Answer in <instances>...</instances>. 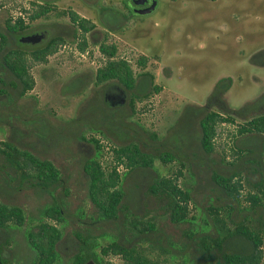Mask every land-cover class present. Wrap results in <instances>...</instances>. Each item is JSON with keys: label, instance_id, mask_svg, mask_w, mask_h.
I'll use <instances>...</instances> for the list:
<instances>
[{"label": "rangeland", "instance_id": "rangeland-1", "mask_svg": "<svg viewBox=\"0 0 264 264\" xmlns=\"http://www.w3.org/2000/svg\"><path fill=\"white\" fill-rule=\"evenodd\" d=\"M46 1L52 6L50 10L29 20L27 14L43 0H0V29L6 17L22 14L30 29L39 26L51 36L57 26L58 29H67V11L72 9L94 23L96 34L100 31L106 34V44L114 45V58L127 61L133 74L137 75L141 68L149 71L156 90L149 87L148 93L135 97L130 112L127 103L119 102V122L113 119L115 125L120 124L119 128L113 130L100 124L94 128L76 119L83 114L94 119L99 116V106L95 105L101 92L99 85L90 81L86 84L94 68L104 64V56L98 48L88 41L83 50L78 49L76 41L80 36L77 35L78 38L72 41L66 40L68 38L63 40L43 61L26 56L25 64L32 86L22 95L11 99L8 94L0 93V142L10 140L17 148L50 160L58 169L66 190L62 192L60 187L40 189L27 182L17 184L14 173L0 157V201L19 206L24 217L22 224L8 221L4 228L8 241L1 253L6 261L4 264H31L35 252L26 240V231L31 230L40 219L47 220L42 216V210L53 198L61 202L66 216L57 225L61 229V238L52 264H69V253L74 250L71 241L73 230H88L93 224H98L92 223L90 218L94 213L87 200L82 160L91 156L104 169H109L116 163L113 148L128 140L136 141L132 135L134 128L142 134L145 142H151L145 148L137 142L143 150L157 152V143L158 150L166 149L164 142L169 137L182 149L190 148L197 134L194 121L200 115L199 107L209 106L206 98L219 78H227H223L219 84L228 86L216 101L213 100L215 98L208 101L212 105L209 107L216 110L221 100L234 110L244 105L246 108L240 115L233 109L217 111L211 137L212 148L206 154L205 164L210 162V167L217 171L230 168V163L248 165V168L258 166L259 170H264V132L236 133L238 124L252 113L264 111V0H154L153 8L144 13L132 9L133 0ZM102 22L112 29H106ZM139 56L145 57L141 68L136 63ZM73 77H79L85 83L78 92H66L64 85ZM138 89L135 88V91L138 92ZM101 99L107 102L102 92ZM7 102L9 110L4 107ZM109 104L115 106L116 102L111 104L108 101ZM226 117L230 119L225 120ZM48 130L52 136H47ZM151 133L155 134L154 138L149 136ZM193 146H197L196 143ZM195 149V154L200 152L198 148ZM239 149L245 151L244 156L238 155L242 153ZM245 156L254 157H247L241 163ZM186 157L183 160L174 157L171 161L163 162L155 156L151 168H139L127 173L123 164L116 166L124 190L123 204L128 203L133 195L144 196L145 206L155 214L154 220L162 241H171L174 247L182 242L181 231L186 227L192 232L210 228L209 222L205 221L204 207L212 203L213 195L204 192L205 195H195L196 199L190 198L186 221L170 223L166 214L157 212V207H153L149 199L146 200L145 185L151 180L149 176L156 173L175 178L176 184L189 189L191 194L199 190L196 180L207 182V166H200L203 170L196 169L188 162L189 156ZM141 170L146 175L138 174ZM249 177L253 178L254 175ZM234 178H238L240 183L238 207L248 210L250 203L245 197L247 192L260 195L264 189L257 190L251 178L246 182L244 172L240 171ZM138 203L136 211L141 213L146 207ZM225 210L226 206L221 207L218 216L225 219ZM247 222L251 226L261 224L253 215H247ZM101 226L105 227L106 232L95 238L93 247V253L98 256L99 247L113 238L109 233L111 230L106 229V223ZM263 226L257 264H264ZM157 251H148L147 255L159 260V264H191L187 253L170 256ZM164 255L166 258H162ZM102 257L112 260L114 264H122L116 255ZM162 259L164 262H161Z\"/></svg>", "mask_w": 264, "mask_h": 264}, {"label": "trees", "instance_id": "trees-1", "mask_svg": "<svg viewBox=\"0 0 264 264\" xmlns=\"http://www.w3.org/2000/svg\"><path fill=\"white\" fill-rule=\"evenodd\" d=\"M48 10L47 5L38 4L37 8L30 12L29 17H35ZM67 14L70 21L72 23L76 22L82 30V40L78 43L80 47L78 49L83 50L85 45L83 31L90 29L93 24L89 19L79 16L72 10H68ZM21 21V19L18 20L19 28L23 27ZM3 23L4 26L0 29V84L3 86L0 87V93L3 95L8 94L9 99H11V97L22 95L26 89L32 86V79L28 76L25 64L26 56L35 61H43L55 48H30L29 50L2 48L6 44L4 31L6 27H10L8 19L5 18ZM74 31L75 28L72 27V36ZM99 50L106 56L105 63L94 70L92 76L87 79L86 84L89 81L98 84L99 91H108L113 85L120 86L126 91L129 112L132 109L131 105L135 97L138 98L148 93L149 87L156 90V86L152 85L150 72L141 68L145 63L144 56H139L136 59V63L141 69L135 75L127 61L114 58L115 48L113 44L101 43ZM223 78H219L215 82L206 98L207 105L210 107L212 105L208 101L212 98H215L213 100L216 101L217 96L221 95L228 86L224 83L219 84L221 80L227 79ZM109 80L110 82H107ZM82 81L83 79H79V77H73L64 85V90L66 92H78L85 83ZM137 87H139L138 92L135 91ZM6 104L4 107L9 110V102ZM97 104L99 106L97 109L99 116L96 119L83 114L80 115L81 117L78 116L76 121H82L93 127L100 124L113 130L119 128L120 124L115 125L113 122V119L119 122L118 116L121 113L119 105H108V102L101 99V92L99 99L95 102L96 106ZM209 106H200V115L194 121L197 134L193 145L196 143L197 146L192 145L184 150L173 138L169 137L164 142L167 145L166 149L158 150L159 144L157 143V152L143 150L137 142L142 144L144 148L145 145L149 146L151 142H145L141 138L142 134L134 128L132 129V135L135 136L136 141L128 140L113 148L116 163L111 165L109 169H104L100 162L91 156L82 160L81 169L86 177L87 200L94 213L90 215V218L92 223L98 224H93L92 228L90 227L88 230H73L71 241L74 250L69 253V264H83L90 259L96 264H114L112 260L102 257L108 254L118 256L122 264H159V260L147 255L148 251L153 253V250L154 252L158 250L157 253L170 256L174 254L181 256L187 253L191 264H257L259 262L260 246L262 244L260 232H262L261 225H264V199L262 200L264 191L260 195L256 192H247L245 197L250 203V208L246 210L238 207L237 195L240 183L239 179L234 177L240 171L244 172L246 182H249L250 178L253 179L251 183L257 187V190L262 191L264 189V170L263 168L259 170L257 161L255 162L257 167L252 168H248V165L245 167V165L239 166V163H230L231 167L224 171L211 168L210 162L205 164L206 154L212 148L211 137L218 117L217 111L234 110V108L225 106L221 100H219L216 110ZM245 108L246 105L241 106L234 112L240 115ZM79 117L81 120H79ZM227 119L230 118L226 117L225 120ZM47 132V136H52L49 130ZM263 132L264 111L252 113L248 119L238 124L236 128L237 135L245 133L262 134ZM149 136L154 138L155 134L151 133ZM149 136L148 139L151 141ZM195 148H198L200 152L195 154ZM239 150L242 153L238 155L244 156L245 151ZM155 156L163 162L171 161L174 157L183 160L187 158L186 156H189L188 162L192 167L195 166L196 169L203 170L200 166H207L205 179L208 183L204 182L203 179L196 180L197 188L200 189L192 194L189 189L180 188L176 184L175 178L159 176L156 173L149 176L151 180L145 185L146 200L149 199L148 201L153 204L152 206L157 207V212L161 211L166 214L170 223L186 221L187 203L190 198L196 199L195 195L201 193L203 195L206 193L213 195L212 203L206 204L204 207L205 221L209 222L210 228L205 231L192 232L186 227L181 231L183 240L177 247H174L171 241H162V236L154 220L155 214L145 206L144 196L133 195L128 203L123 204L122 202L124 190L120 185L121 178L116 166L123 164L126 168L125 173L133 172L139 168H151ZM0 157L8 164L10 171L14 173L17 184L27 182L40 189L60 187L62 192L66 190L62 185L58 169L50 160L37 157L28 150L17 148L10 140L0 142ZM247 157L252 158L254 156ZM247 157L245 156L244 160L240 162L243 163ZM138 174L146 175V172L141 170ZM249 175H254V177H249ZM8 182L10 183V181ZM138 201L143 208L146 207L141 213L136 211L139 206ZM223 206H226L225 219L223 216H218L219 209ZM42 213V216L47 220L40 219L31 230L26 231V240L35 252L31 264H52L54 262L61 238V229L57 225L63 222L66 216L61 202L56 198H53L43 208ZM247 215L248 217L253 215L254 218H257V222H261V224L255 226L254 223V226H251L247 222ZM23 220L24 217L19 206L8 205L0 201V264L6 263L1 253L8 242L7 235L4 232L7 222L13 221L15 224L20 225ZM104 223H106V229L111 230L109 233L113 238L99 247L98 253L100 256H98L93 253V247L95 238L106 232L105 227L101 226ZM98 227H100L99 230ZM165 255L162 258H166ZM161 262H164V260L162 259Z\"/></svg>", "mask_w": 264, "mask_h": 264}, {"label": "flooded vegetation", "instance_id": "flooded-vegetation-1", "mask_svg": "<svg viewBox=\"0 0 264 264\" xmlns=\"http://www.w3.org/2000/svg\"><path fill=\"white\" fill-rule=\"evenodd\" d=\"M149 3H150V0H146L145 2L139 3V4H136L132 1L131 7L134 10L137 8L145 7ZM38 4H44L45 6L47 5L49 10L52 7L46 0H43V2H40V3H37L36 7L38 6ZM70 10H72V9H70ZM72 11H74V10H72ZM74 12H76V11H74ZM45 13H40L39 15H37L35 17H31V18L29 17L30 16V13H29V14H27L26 17L29 20H33L39 16L44 15ZM79 16H81V15H79ZM22 17H23L22 14H20V16L15 15L13 18L6 17V19H8V21H9L10 27L9 28L6 27V30L4 31L6 44L2 48H7V47H9V48H57V46L60 45L63 42V40H65L66 38H68L66 40L72 41V40L78 38L77 35L80 36V39L76 41V45H77V48H80L78 46V43L82 40V30L80 29V27L77 26L76 22L72 23L70 21L69 16H68V22H67L68 24H66V25H68L67 29L64 27H61L60 29H58V26H57V28H55L56 32L51 36L48 35L47 31L45 32L46 29H40L39 26L33 27L30 29V27L27 23L28 21L23 20ZM82 17H84V16H82ZM19 19L22 20L21 21V25L23 26L22 28L18 27V25H19L18 20ZM92 24L93 25L90 29H88L85 32L83 31V38H84V44H85L83 48L86 47V43H89L88 41L93 43L96 46V48H98V51L101 53V55L104 56V63H105L106 56L99 50V45L101 43H106L105 42L106 41V34L102 31H100V32H98V34H96L97 30H95V28H94L95 25L93 22H92ZM102 24H103V26H105L106 29H108V28L112 29V27H108V25L105 24L104 22H102ZM3 26H4V23H3ZM72 27L75 28L73 36L71 35ZM85 34H86V36H84ZM25 37H28V39L23 41L22 39ZM100 65H103V64L97 65L94 68V70L97 67H99ZM107 82H110V80ZM94 85H98V84H94ZM98 90H99V88H98ZM101 92H102V94L105 95L107 102L109 101V103H111V104L113 102H116V104H114V105H120L119 101L123 102L124 104L125 103L128 104L126 91H124L120 86L113 85V87H111L110 90H108V91L101 90Z\"/></svg>", "mask_w": 264, "mask_h": 264}, {"label": "water", "instance_id": "water-1", "mask_svg": "<svg viewBox=\"0 0 264 264\" xmlns=\"http://www.w3.org/2000/svg\"><path fill=\"white\" fill-rule=\"evenodd\" d=\"M145 1L146 0H133V2L136 3V4L143 3ZM154 4H155V1L154 0H150V3L147 6L142 7V8L134 9V11L137 12V13L147 12V11L151 10V8H153ZM27 39H28V37H25L22 40L25 41ZM119 102H121V101H119ZM83 264H96V263L93 260L90 259V260H87L86 262H84Z\"/></svg>", "mask_w": 264, "mask_h": 264}]
</instances>
